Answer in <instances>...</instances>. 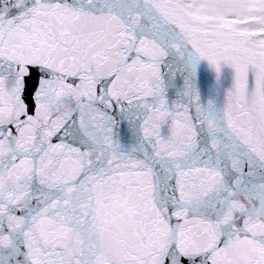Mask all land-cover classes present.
Wrapping results in <instances>:
<instances>
[{
    "label": "snow or ice",
    "instance_id": "6c2138e0",
    "mask_svg": "<svg viewBox=\"0 0 264 264\" xmlns=\"http://www.w3.org/2000/svg\"><path fill=\"white\" fill-rule=\"evenodd\" d=\"M0 264H264V0H0Z\"/></svg>",
    "mask_w": 264,
    "mask_h": 264
}]
</instances>
